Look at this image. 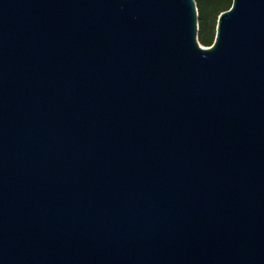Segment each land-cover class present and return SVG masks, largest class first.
<instances>
[{"label":"water","instance_id":"95a60500","mask_svg":"<svg viewBox=\"0 0 264 264\" xmlns=\"http://www.w3.org/2000/svg\"><path fill=\"white\" fill-rule=\"evenodd\" d=\"M0 0V264H264V0Z\"/></svg>","mask_w":264,"mask_h":264},{"label":"rangeland","instance_id":"374dc122","mask_svg":"<svg viewBox=\"0 0 264 264\" xmlns=\"http://www.w3.org/2000/svg\"><path fill=\"white\" fill-rule=\"evenodd\" d=\"M198 12V26L199 24V14L203 13L204 24L206 26V31L214 30L216 33V27L218 22L219 14L226 10L230 5L232 6L233 0H195ZM197 39L202 46L204 45L199 38V30Z\"/></svg>","mask_w":264,"mask_h":264},{"label":"trees","instance_id":"16d2710c","mask_svg":"<svg viewBox=\"0 0 264 264\" xmlns=\"http://www.w3.org/2000/svg\"><path fill=\"white\" fill-rule=\"evenodd\" d=\"M231 7V5L229 7L226 8L229 9ZM199 38L201 40V42L206 45V46H211L215 40V31L214 30H210V31H206V26L204 24V17H203V13L199 14Z\"/></svg>","mask_w":264,"mask_h":264}]
</instances>
